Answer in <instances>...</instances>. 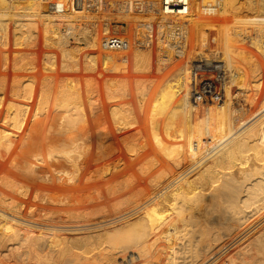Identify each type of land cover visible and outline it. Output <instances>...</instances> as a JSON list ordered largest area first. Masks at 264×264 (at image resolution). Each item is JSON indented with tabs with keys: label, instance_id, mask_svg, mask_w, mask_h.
<instances>
[{
	"label": "bare ground",
	"instance_id": "1",
	"mask_svg": "<svg viewBox=\"0 0 264 264\" xmlns=\"http://www.w3.org/2000/svg\"><path fill=\"white\" fill-rule=\"evenodd\" d=\"M71 3L72 0H54L52 4L49 0H0L1 46L9 47L11 43L18 46L30 43L32 46L41 34L46 40L66 38L68 35L76 37L73 21L75 31L71 30L69 23L66 31L54 22L58 16L53 18L51 15L56 14V10L76 13L86 27H83L81 37L78 35V40L88 49L87 65L101 70L113 62L124 68L132 64L135 71L154 75L148 80L136 81L135 91L131 87L126 89L128 82H120L126 85H123L125 88L122 86L126 90L122 88L124 91L121 92L118 78L117 87L105 79L108 88L105 86L107 92L104 94L111 105L102 103L104 95L100 87H94L95 81L90 84V87L95 84L92 89L87 87L83 92L75 87H59L61 92L65 91V96L64 92L63 96L60 92V96L69 100V103L63 104L67 107L64 115L54 114L47 108L44 97L43 100L39 97L42 89L39 95L32 80L21 83L23 79H19L9 83L7 78H0V159H10L9 163L15 169V178L7 183L9 186L6 182L3 183L6 186L1 184L6 188L8 186L13 193L11 201L4 197L0 200L2 230L32 243V246L26 245L30 247L28 256L34 264L44 262L40 252H34L38 250L35 245L44 238H51L53 245L59 246V254L70 256L72 264H111L113 259L103 247H120L125 243L132 244L133 248L146 247V257L138 253L141 257L132 264H180V256L183 257L179 249L185 239L191 243L195 240L200 245V249L198 246V250L193 249L196 252L193 264H264V239H260V245L252 254L247 253L249 249L241 247L243 242H248L247 239L256 238L253 237L255 229L264 227V78L261 79L262 75L264 77L261 59V56L264 57V0H190L186 14L189 21L185 26L188 39L182 47L162 38L167 34L168 24L172 25L178 19L176 15L152 10L142 15L129 5L114 9L108 3H104L100 11L87 12L71 6ZM44 14V17L41 16ZM113 19L125 23L121 27L131 41L130 48L124 50L126 54L124 57L120 55V58L112 52L122 50H101V40L111 31ZM41 20L45 24L48 22L47 27ZM95 20L100 21L98 26ZM151 30L159 34L156 44L138 48L142 44L137 43ZM60 42L62 46L63 39ZM174 48L179 49H176L179 54L174 53ZM2 51L7 61L6 50ZM63 51L70 59L74 57L65 46ZM45 55V66L48 65V69L54 67L58 59L56 53ZM61 61L64 69L68 62L63 56ZM25 62L28 65L29 61L25 59ZM86 68L89 69L88 66ZM42 86H45L44 83ZM113 86L116 90L118 88L122 97L135 94L139 98V110L132 111L131 106L130 109L122 108V111V104L120 107L116 105L119 94L115 93ZM50 88L46 90L49 92ZM245 90L254 93L249 103L242 105L237 101V104L235 97ZM8 92L11 94L9 97ZM48 92L42 91L43 95ZM12 95L18 96L19 100ZM259 98L262 99L260 106ZM56 100L59 101L58 98ZM144 114L150 138L146 135V142L130 145V135H133L130 131L135 126V119L142 120ZM104 115L109 116L110 122L100 127V119ZM140 133L139 130L141 138ZM13 136H17L18 140ZM230 141H233L232 144L216 154ZM13 146L20 149L19 152H13ZM135 165H139L140 169L132 177L128 176L125 182L123 178V184L118 183V189L119 192L127 191L136 183L146 181V202L130 199L132 202L115 209L119 200L117 203L112 201L115 210L104 213L100 208L105 205L98 208L103 200L104 186L113 181L114 175L126 173ZM129 172L132 173V169ZM8 174H4L6 179L2 178L3 174L0 175L1 183L7 181ZM116 189L109 194L113 196ZM4 192L1 189L0 193ZM21 213H28L33 218L38 214L40 220L28 219ZM41 216L47 218L43 221ZM125 218H129L128 221L119 220ZM114 221L117 223L112 226ZM29 222L42 225H28ZM255 241L253 239L252 242ZM4 242H0V264H11L14 248ZM236 244H239L238 248H243V251L239 249L242 256L238 250L239 254L231 250ZM251 247L250 251H253ZM126 250L123 248L121 254L118 252L119 258L126 257L122 253ZM148 252L152 256L147 255ZM58 258L57 263L62 262L63 257H60L61 260ZM48 261L45 260L46 263Z\"/></svg>",
	"mask_w": 264,
	"mask_h": 264
},
{
	"label": "rangeland",
	"instance_id": "2",
	"mask_svg": "<svg viewBox=\"0 0 264 264\" xmlns=\"http://www.w3.org/2000/svg\"><path fill=\"white\" fill-rule=\"evenodd\" d=\"M71 6H72V3H71ZM118 9H119V7H118ZM56 11H57V13H56ZM55 11V9H54V12L56 13V14H54L53 13V11H52V13L54 14H51L52 16H54L53 18H56L57 16V18H56V20H54V22L58 25H61L62 27H63V30H66L67 31V27L66 26H68L69 24V26H71L70 28H71V30L74 32L75 31V29H76V31H75V35H76V32H77V35H76V37L74 36V35H68V37L66 36V38H57V39H51V40H46V38L44 37V36H42L43 34H41V36L39 37V39L36 41V44H37V46H36V44L34 45V44H32V46L30 45V43H25V44H23V45H13L12 43H11V45L9 46V47H5V46H1V44H0V78H7V81L10 83V82H17L16 80H19V79H21L20 81H22V79H23V81L21 82V83H27L28 81L30 82L31 80L35 83V85L37 86V92H38V94H39V90H41L42 89V91H43V93H46V92H48L47 90H49V88H50V86H52L51 88H50V90L51 91H49L46 95H50V96H46L45 94V96L43 95V93H42V91L40 92V94H42V95H40L39 97L43 100V97H44V99H45V102H46V104H47V108L48 109H51L53 112H54V114H58V115H64L65 114V111L67 110V107L65 106V105H63V104H66V103H69L68 101L69 100H66L65 98L66 97H62L63 96V94H64V96H65V91L64 90H62L63 92H61V90H59L58 88L60 87V88H62V87H64V88H62V89H66V88H69V87H75L76 89L78 88L79 89V91H81V92H83L85 89H87V87L89 88V89H92L93 88V86L94 87H100L101 88V90H102V94L104 95H102L103 97L101 98V100L103 101H101L102 103H107V104H109V105H111L110 103V99H108L107 98V96L105 97V94L104 93H106L107 92V86H106V83H104L105 82V79H107V80H109V82H112V84L114 85V86H118V82L116 81V80H120L119 81V85L121 84L120 82H122V83H126V82H128L127 84L129 85V86H126L125 84H121L120 86L121 87H119L118 86V88L120 89V91L122 90V88L124 87L123 85H125L126 86V89L127 88H129V87H131L133 90L135 89V86H134V83H136V81H142L141 79H143V80H148L147 78H149V77H151V76H153L154 74L153 73H150V72H143V71H135L134 70V66L132 65V64H130L129 65V67H126V68H124V66H122V65H116L114 62L110 65V64H107L106 65V68L104 67L103 69H101L100 70V68H92V67H90L89 65H87L88 63V59L86 58V53H87V51H88V49H86L85 47H83L84 46V43H81V41L80 40H78V38H79V36L81 37V35L83 34V30L86 28L85 27V25H84V21H81V17L79 18V17H77V16H79L78 14H76V13H69V12H59V10H56ZM60 11H62V10H60ZM76 14V15H75ZM105 14V13H104ZM103 14V15H104ZM57 15V16H56ZM102 15V16H103ZM41 16H45V14L44 15H41ZM56 16V17H55ZM62 16V17H61ZM67 16V17H66ZM70 16V17H69ZM60 17V18H59ZM99 17H101V16H99ZM45 18H47V17H45ZM64 18L66 19L65 21H63L64 20ZM69 18H71V21H69L70 19ZM74 18H76V19H74ZM102 18V17H101ZM83 20V19H82ZM43 20H41V23L43 24V25H45L46 27H47V23L48 22H46V24H45V22L43 23L42 22ZM68 21V22H67ZM72 21L74 22V24H75V27L74 26H72V25H74L73 23H72ZM78 21V22H77ZM257 22H259V21H261V20H256ZM63 23V24H62ZM69 23V24H68ZM72 23V24H71ZM79 23H81V24H79ZM78 24L80 25L79 27H78ZM77 25V26H76ZM82 25H84V26H82ZM65 27V28H64ZM72 27H74L75 29H73ZM78 27V28H77ZM83 27H85V28H83ZM70 28H68V30L70 29ZM80 28V29H79ZM79 29V30H78ZM83 29V30H82ZM66 31H64V32H66ZM78 32H79V34H78ZM82 32V33H81ZM79 35V36H78ZM75 37V38H74ZM45 38V40L43 41V39ZM62 39H63V44H62V46H61V43L62 42H60V41H62ZM67 41H66V40ZM56 40V41H55ZM70 40V41H69ZM49 41V42H48ZM42 42H43V44H42ZM55 42V43H54ZM60 43V44H58V43ZM69 42V43H68ZM65 43V44H64ZM66 43L69 45V44H71V45H69L70 47L72 46V49L68 46V45H66ZM29 44V45H28ZM48 44V45H47ZM43 45V46H42ZM46 45V46H45ZM26 46V47H25ZM28 46V47H27ZM30 46V47H29ZM36 46V47H35ZM44 46H45V48H44ZM64 46H65V48H67V49H70L71 50V54H73L74 55V57H72L71 59L66 55V54H64V52L65 51H63L64 50ZM77 46H79V47H77ZM49 47H50V49H49ZM69 47V48H68ZM6 48V49H5ZM48 48V49H47ZM84 48H85V50H84ZM138 48H143L144 49V47H140V46H138ZM251 48L253 49L254 47L253 46H251ZM43 49H45V51L43 50ZM2 50H6V55H7V57H8V60L6 61L5 60V58L3 57L5 54H3V51ZM47 50H48V52H55L56 53V55L58 56V59H57V62H56V64H55V66L54 67H51L50 69H48L47 68V66L48 65H46L45 66V64H46V62H44L45 61V57L43 56V55H45L46 53H48L47 52ZM101 50H104L103 48L101 49ZM23 51V52H22ZM26 51V52H25ZM44 51V52H43ZM79 53H78V52ZM15 52V53H14ZM17 52V53H16ZM21 52V53H20ZM25 52V53H24ZM28 52V53H27ZM31 52V53H30ZM32 52H36V53H32ZM77 52V53H76ZM85 52V53H84ZM109 52V51H108ZM115 52V53H114ZM20 53V54H19ZM42 53H43V55H42ZM45 53V54H44ZM61 53V54H60ZM19 54V55H18ZM26 56H25V55ZM28 54H30V56H32L33 57V60H36V62L34 61V62H32L33 60H32V58L28 55ZM124 54H126V52H123V51H113L112 52V55H114V56H116V58H118L120 55L121 56H123L124 57ZM14 55V56H13ZM20 55H22V56H20ZM28 55V56H27ZM65 55V56H64ZM72 55V56H73ZM20 56V57H19ZM34 56L36 57V59H34ZM46 56V55H45ZM61 56V57H60ZM62 56H63V58L65 57V59L67 60V62H68V65L66 66V67H64V69H63V66H62V63H60V62H62L61 60H62ZM67 56V57H66ZM155 56H156V53H155ZM12 57H14L13 59H12ZM19 57V58H18ZM23 57H26V58H23ZM28 57V58H27ZM122 57V58H123ZM3 58H4V60H3ZM38 58V59H37ZM44 58V59H43ZM120 58V57H119ZM21 61H19V60ZM25 59H26V61H29L28 62V65H30V66H28L27 64H26V62L24 63V61H25ZM61 59V60H60ZM261 59H262V62L264 63V57L263 56H261ZM12 60H16V61H12ZM24 60V61H23ZM31 60V61H30ZM79 60V61H78ZM5 61V62H4ZM3 62L4 63H6V65H7V67L5 68L4 66H3ZM8 62V63H7ZM12 62H13V64H12ZM20 62V63H19ZM21 65V67H22V69L20 68V65ZM23 63V64H22ZM33 63V64H32ZM79 63V64H78ZM18 64V65H17ZM25 64V65H24ZM78 64V65H77ZM13 65V66H12ZM16 65V66H15ZM38 65V68L36 67ZM42 65V66H41ZM110 65V66H109ZM4 68H3V67ZM12 66V67H11ZM17 66H19V67H17ZM33 66V67H32ZM79 66V67H78ZM82 66V67H81ZM86 66H88V68L89 69H87L86 68ZM114 66H116V68H114ZM16 68V70H13V69H15ZM29 67H31V68H29ZM36 69H35V68ZM46 67V68H45ZM62 67V68H61ZM107 67H108V69H107ZM120 67V68H119ZM18 68V69H17ZM34 69V71H32L33 69ZM45 68V69H44ZM54 70H53V69ZM68 69V71H67V69ZM92 68V69H91ZM111 68V69H110ZM112 68H114V69H112ZM123 68V69H122ZM2 69V70H1ZM20 69V70H19ZM32 69V70H31ZM107 69V70H106ZM122 69V70H121ZM31 72H30V71ZM48 70V71H47ZM71 70V71H70ZM74 70V71H73ZM92 70V71H91ZM29 71V72H28ZM65 71V72H64ZM78 71V72H77ZM87 71V72H86ZM94 71V72H93ZM105 71V72H104ZM124 71V72H123ZM127 71V72H126ZM33 72V73H32ZM54 72V73H53ZM68 72V73H67ZM29 74H32L33 75V77H32V75H29ZM40 74V75H39ZM41 74H43V75H41ZM45 74V75H44ZM59 74V75H58ZM97 74V75H96ZM28 75V76H27ZM35 75H36V77H35ZM65 77H64V76ZM72 75V76H71ZM76 75V76H75ZM89 75V76H88ZM13 76V77H12ZM26 76V77H25ZM48 76H50V78L48 77ZM52 76V77H51ZM74 76H75V78H76V80H75V78H74ZM78 76V77H77ZM109 77V79H108V77ZM248 76H250L249 74H248ZM260 76H261V74L258 76L259 78H260ZM15 77V78H14ZM38 78V79H35V78ZM53 77H55L54 79H53ZM58 77V78H57ZM70 77V78H69ZM74 79H73V78ZM89 78V79H91V82H88V81H90L89 79H86V78ZM91 77V78H90ZM93 77V78H92ZM97 77H98V79H97ZM105 77V78H104ZM14 78V80H12ZM49 78V79H48ZM61 78V79H60ZM68 78V79H67ZM118 78V79H117ZM122 78V79H121ZM125 78V79H124ZM258 78V79H259ZM262 78H264L263 77V75L261 76V79ZM48 79V80H47ZM72 79V80H71ZM79 81H78V80ZM93 79V80H92ZM137 79H140V80H137ZM27 80V81H26ZM35 80V81H34ZM38 80H39V82H38ZM43 80V81H42ZM59 80H60V82H59ZM61 80L64 82H62L61 83ZM66 80H68V81H66ZM88 80V81H87ZM122 80V81H121ZM47 81V82H46ZM50 81V82H49ZM51 81H53V82H51ZM72 81V82H71ZM84 81H85V84H84ZM95 81V82H94ZM124 81V82H123ZM86 82H88V83H86ZM92 82H94L93 83V85H91V87H90V84L92 83ZM18 83H20L19 81H18ZM17 83V84H18ZM43 83H44V87L42 86L43 85ZM46 83H48V84H46ZM53 83V84H52ZM65 83H67V84H65ZM72 83L74 84V86L72 85ZM80 83V84H79ZM78 86H77V85ZM46 85H48V87L46 86ZM66 86V87H65ZM68 86V87H67ZM85 86V87H84ZM107 88H106V87ZM114 86L112 87L113 89H114V91H115V93L116 94H119L118 92H119V90H118V88H117V90H116V87L114 88ZM123 86V87H122ZM43 87V88H42ZM47 87V88H46ZM41 88V89H40ZM125 88V87H124ZM123 88V89H124ZM46 90V92H44L45 90ZM105 89V90H104ZM126 89H124V90H126ZM124 90H122V91H124ZM121 91V92H122ZM135 91V90H134ZM51 92V93H50ZM56 92H59V93H56ZM60 92H61V95L62 96H60ZM121 92H120V94L118 95V98H116V105H119V107H120V105L122 104V105H125V103H126V105L125 106H122L121 105V110L123 111V109L124 108H129L130 109V107L132 106V109H130V110H136V111H138L139 110V108H138V106H139V98L138 97H136V95L135 94H133L132 96H130V97H128V96H123L122 97V94H121ZM63 93V94H62ZM7 95H8V97L11 95L10 94V92H8V93H6ZM57 94L59 95V96H57ZM252 94H254L253 92H252V90H245V92L243 91V92H241V93H239V94H237V97H235L236 98V103H237V101H240V103L242 102V105H246L247 103H249V101H250V97H252ZM107 95V94H106ZM13 96V98L15 99V100H19V98H18V96H14V95H12ZM42 96V97H41ZM122 98H121V97ZM257 96H258V94H257ZM38 97V98H39ZM45 97H47V99L45 98ZM48 97H49V99H48ZM61 97H62V100H61ZM244 97V98H243ZM59 99V101H60V103H58L59 101L58 100H56V99ZM64 99V100H63ZM248 101H246V100ZM46 100H49V101H46ZM66 100V101H65ZM138 100V101H137ZM129 101H131V102H129ZM134 101H135V103H134ZM260 101H262V99H260L259 98V106L261 105V102ZM63 102V103H62ZM122 102V103H121ZM133 102V103H132ZM136 102H138L137 104H136ZM246 104H245V103ZM124 103V104H123ZM58 104L60 105V106H58ZM130 105V106H128V105ZM238 104V103H237ZM252 104V103H251ZM62 105V106H61ZM57 106H58V108H57ZM60 107V108H59ZM56 110H55V109ZM63 108V109H62ZM123 108V109H122ZM60 109V110H59ZM65 109V110H64ZM63 110V111H62ZM96 110V109H95ZM46 111V110H45ZM57 111V112H56ZM61 113H60V112ZM108 111H109V108H108ZM262 118H260L257 122H259L260 120H261ZM133 122H134V119L132 120ZM106 122H110V118H109V116L108 115H104V116H102V120L100 119V127H102V126H104L105 124H106ZM136 122H137V124H136ZM256 122V123H257ZM104 123V124H103ZM135 126L134 127H132L131 128V131H130V134L132 133L133 135L131 136L130 134V140L132 139V141H130V145H132V144H138L137 142H139V144H141V143H143V142H146V135L147 136H149L150 135V133H148L149 131H148V128H147V126H146V114H144V116H143V118H142V120H141V118H136L135 119ZM254 125V124H253ZM253 125H251V126H253ZM250 126V127H251ZM140 127V128H139ZM138 128V129H137ZM140 130V132L142 133H140L141 134V138H140V135H138V131ZM116 131V130H115ZM135 131H136V134H135ZM246 132H248V129L247 130H245V133ZM244 133V132H243ZM244 133V134H245ZM116 135L118 134V131H116V133H115ZM135 134V135H134ZM244 134H242V135H244ZM138 135V136H137ZM133 136L136 138V139H134L133 138ZM139 137V139L141 140H137V137ZM143 136H144V141H143ZM14 137V136H13ZM148 138H150V136L148 137ZM14 139H16V140H18V138H17V136H15L14 137ZM136 140V141H135ZM232 142L233 141H230L229 143H227L224 147H222L219 151H218V153H216V154H220L221 152H223V150H225L226 148H227V146H229L230 144H232ZM132 143V144H131ZM122 147L125 149L126 147H125V145H123L122 144ZM13 152L14 151H16L17 150V152H19V150H18V148H16L15 146H13ZM127 150V148L125 149V151ZM126 152H128V150L126 151ZM127 155H129V152L127 153ZM215 156V155H214ZM10 159H8V158H6V159H0V175L2 176V174L4 175V174H8L9 175V177L7 176V181L6 180H4V182H0V192H1V189L2 190H4L5 192L2 194V193H0V200L1 199H3V197H4V199H6V200H9V201H11V195H13V193L12 192H10L9 191V185L7 184L9 181H11V180H13L12 178H15V176L13 175V171L15 170L14 168H12L11 167V164L9 163L10 161H9ZM8 164H10V165H8ZM146 165V160H144V166ZM139 165H135V166H133L134 168H135V170H133L134 168L133 167H131L130 168V170L132 169V173L131 172H129L130 170L128 169V171L126 170V173L124 172V173H120V175L119 174H116V175H114L113 176V181L112 182H110V184L112 185V183H113V187L110 185V184H108L107 186H108V188H107V186H104V192H103V197H102V204H101V202H100V205L98 206V208H100L101 206H103V205H105V207L103 206L102 208H100L101 210H103L104 211V213L105 212H109V211H111V210H115L117 207H124L127 203L126 202H132V201H140L141 203H144V202H146L145 200H144V198H146L145 196L146 195H144V194H146V191H147V185L145 186V184H146V181H140L139 183H136L134 186H133V188L132 189H130V190H127V191H121L120 190V192L122 193H120L119 192V184L118 183H120V184H123V182H125L126 180H128L130 177H132L137 171H138V169H140V166L138 167ZM200 167V166H199ZM12 168V169H11ZM145 168H146V166H145ZM198 168V167H197ZM12 170V171H11ZM135 171V172H134ZM126 174V175H125ZM130 174V175H129ZM132 174V175H131ZM10 175H12L13 177H11ZM120 176V177H119ZM128 176H129V178H128ZM6 176L4 175V177L2 176V178L3 179H6L5 178ZM117 178V179H116ZM120 178V179H119ZM123 178H124V181L122 182V180H123ZM127 178V179H126ZM119 179V180H118ZM116 180H117V182H116ZM6 182V183H5ZM3 183H5V184H7L8 186H7V188L5 187L6 185L5 184H3ZM116 183V184H115ZM5 185V186H2V185ZM115 184V185H114ZM110 186L112 187V188H110ZM115 186V187H114ZM143 186V187H142ZM146 188H145V187ZM141 187V188H140ZM116 189L117 190V192L115 193V194H112L113 196H111V194H109L110 193V191H113L114 189ZM136 188V189H135ZM139 188V189H138ZM144 188V189H143ZM8 189V190H7ZM112 189V190H111ZM144 190V191H138V190ZM107 190V191H106ZM146 190V191H145ZM9 191V192H8ZM107 192H108V195L109 196H111V197H109L108 195H107ZM119 192V193H118ZM145 192V193H144ZM129 193V194H128ZM138 193V194H137ZM5 194H6V196H5ZM8 194V195H7ZM128 194V195H127ZM133 194H134V196H133ZM137 194V195H136ZM143 196H142V195ZM126 197H125V196ZM129 195H131V197H129ZM137 196V197H136ZM121 199H119V198ZM136 198V200H135V198ZM139 197V198H138ZM130 199H132V201L130 200ZM119 200V201H118ZM130 200V201H129ZM111 201V203H109ZM114 203H117V201H118V203L117 204H115V206H114V208H112L113 207V202ZM143 201V202H142ZM122 202V203H121ZM125 202V203H124ZM112 204V205H111ZM119 204V205H118ZM140 204V203H139ZM109 205H111V206H109ZM106 208H107V210H106ZM111 209V210H110ZM144 210L146 209V207L145 208H143ZM43 213V212H42ZM22 215H24V216H28L27 218L29 219L30 217H32L30 214H23V213H21ZM20 214V215H21ZM43 215H45V212L43 213ZM38 216H40V215H35V217L36 218H33L32 217V219H38V220H40L39 218H38ZM101 216V215H100ZM43 217V219H41V220H45L46 218H44V216H41V218ZM99 217V216H98ZM134 217V216H133ZM85 218H86V216H85ZM129 218H132V217H129ZM129 218H125V219H119V220H121V221H128V219ZM115 220V219H114ZM14 221V220H13ZM121 221H120V223H121ZM16 222V221H15ZM17 222H20L19 220L17 221ZM115 222L117 223V221H114V223L112 224L111 223V225L113 226L114 224H115ZM119 222V221H118ZM30 224H28V225H31V224H35V225H42V224H40V223H35V222H29ZM123 223V222H122ZM44 226H47V224L45 225V224H43ZM264 228V227H263ZM263 228H261V229H255V231H253V232H256V233H254L253 235V237H256V238H252V239H247V241L248 242H243V244L242 243H240V245H241V247H243L244 246V249H249V251H247V253L248 252H250V254H252V253H254L255 251L254 250H256V247L258 246V245H260V242H261V240H263L264 238H262V235H263V237H264V230H263ZM263 232H262V231ZM260 231L263 233H261V234H259L260 233ZM0 232H2V235H1V233H0V242L1 241H5L4 243L5 244H7V245H9L10 247H13L14 248V253H13V259H12V261L14 262V264L16 263V264H34L33 263V261H30V257L28 256V254L30 255V251H29V248L30 247H28L29 245H31L32 243L30 242H28V240H22V239H20L21 237L19 236V238L18 237H15L13 234H12V232H10V231H4V230H2V228L0 227ZM103 233V236L105 237L106 236V232L104 231V232H102ZM5 234V235H4ZM252 234V233H251ZM11 235V236H10ZM257 235V236H256ZM261 235V236H260ZM260 236V237H259ZM257 237H259V238H257ZM5 238V239H4ZM18 238V239H17ZM8 239V240H7ZM48 238H44V243H43V241L41 240V242H40V244H39V242H38V245L36 244L35 245V247L38 249V250H36V251H34L35 253L37 252V253H39V255L41 256H44V257H40V258H44V262H45V260L46 261H48V260H50V261H48V263H44V262H42L41 264H72V260H71V257L70 256H68V255H61V254H59L60 252V250L58 249L59 248V246L58 245H53V242H52V239L51 238H49V240H47ZM196 239V238H195ZM253 239H255L256 241V244H253V243H255V242H252L253 241ZM261 239V240H260ZM11 242H10V241ZM14 240H15V242H14ZM16 240H18V241H16ZM22 240V241H21ZM252 240V241H251ZM258 240V241H257ZM23 241H26V242H28V243H25V242H23ZM48 241H50V242H48ZM246 241V240H245ZM46 242V243H45ZM188 242H190L188 239L186 240H184V242H182V244H180V248L181 249H179V252H181V254H182V257L183 258H181V256H180V260L182 261H180V264H190V262H192L191 264H193V263H195L194 261H195V259H193V256L196 254V250H198V249H196L197 247L196 246H198V243L197 242H195V240H194V243H191V247H189L190 245V243H188ZM250 242H252L251 244H248V243H250ZM257 242H259V243H257ZM21 243V244H20ZM25 243V244H24ZM48 243V244H47ZM50 243V244H49ZM186 243H187V245H186ZM23 244H24V246H23ZM26 244H29L28 246L26 245ZM192 244H193V246H192ZM195 244V245H194ZM22 245V246H21ZM130 245V246H129ZM132 244H128V243H125L124 244V246H123V244H121L120 245V247L118 246H112V245H110V247H109V245H107L105 248L103 247V249L105 250V252H107V253H109L108 255L111 257V259H113L112 260V263L111 264H120L121 262V256H120V258H119V254H121V252H120V250L121 249H123V248H125V249H127L128 250V252H127V250L126 251H123L122 253H123V255L124 256H127L129 253H132V251L134 252V253H136L137 255L136 256H134V254H132V256H131V260H132V262H134V260H136L137 258H139V257H141V256H139V254L140 253H142V254H144L145 255V257H146V247H144V249H143V251H142V249H139V248H136V246H134V248H133V245L131 246ZM248 247H247V246ZM253 246L254 245V247H251V246ZM18 246V247H17ZM32 246V245H31ZM34 246V245H33ZM49 246V247H48ZM123 246V247H122ZM181 246H183V247H181ZM1 247V246H0ZM108 247V249H110V250H108V249H106ZM114 247H116L115 249H114ZM128 247V248H127ZM188 247V248H187ZM193 247V248H192ZM199 247V249H200V245L198 246ZM204 247V246H203ZM237 248V249H234V248ZM239 247V244H238V246H237V244L236 245H234L233 246V249H231V250H233V253H235L236 254V252H237V250L239 251V249L241 250V251H243V248H238ZM250 247H251V250H253V251H250ZM112 248H113V251H111L112 250ZM129 248H130V250H129ZM133 248V249H132ZM189 248H191V249H189ZM196 250H195V249ZM202 248V247H201ZM253 248V249H252ZM17 249V250H16ZM49 249V250H48ZM138 249V250H137ZM183 249V250H182ZM188 249V250H187ZM195 251H194V250ZM25 250V251H24ZM107 250V251H106ZM116 250V251H115ZM182 250V251H181ZM234 250H236V251H234ZM16 251V252H15ZM29 251V252H28ZM39 251V252H38ZM46 251V252H45ZM49 251L51 252V253H49ZM55 253H53V252ZM187 253V254H185V252ZM26 252V253H25ZM42 252V253H41ZM111 252H113V254L111 253ZM118 252H119V254H118ZM195 252V253H194ZM240 252V251H239ZM239 252H237L238 254H239ZM139 253V254H138ZM191 253V254H190ZM15 254H16V256H15ZM44 254V255H43ZM49 254V255H48ZM111 254H112V256H111ZM151 254V255H150ZM190 254V255H189ZM241 254H243L242 252H240V256H242ZM249 254V253H248ZM45 255H47L48 257H46ZM53 255H54V257H53ZM57 255H59V256H57ZM141 255V254H140ZM147 255H150V256H152V253L151 252H148V254ZM187 255V256H186ZM23 256V257H22ZM55 256H56V259H55ZM66 256V257H65ZM189 256V257H188ZM59 257V258H58ZM60 257L62 258V262L60 261L59 263H57V258L58 259H60ZM69 257V258H68ZM117 257V258H116ZM135 259H134V258ZM191 257V258H190ZM23 258V259H22ZM47 258H49V259H47ZM125 258V257H124ZM123 258V259H124ZM185 258V259H184ZM187 258V259H186ZM188 258H189V261H188ZM28 259V260H27ZM53 259V260H52ZM55 259V260H54ZM117 259V260H116ZM191 259H193V260H191ZM61 260V259H60ZM16 261V262H15ZM28 261V262H27ZM56 261V262H55ZM13 262L11 263V264H13ZM24 262V263H23ZM100 264H105V263H100ZM107 264V263H106ZM109 264V263H108ZM122 264V263H121ZM132 264V263H131Z\"/></svg>",
	"mask_w": 264,
	"mask_h": 264
},
{
	"label": "built area",
	"instance_id": "3",
	"mask_svg": "<svg viewBox=\"0 0 264 264\" xmlns=\"http://www.w3.org/2000/svg\"><path fill=\"white\" fill-rule=\"evenodd\" d=\"M49 3H54V0H49ZM104 3L112 5L114 9L115 7L121 8L125 6L128 7L129 5L135 12L139 14H142L148 10H152L155 12L160 11L161 13L167 15H176L178 17V19L174 21L176 22V24L173 25L174 22H172V25L168 24V27H166L167 34L162 38L166 39V42L169 41L173 43V45L177 44L176 46L179 47H182L184 46V44H186V41L188 39V30L185 26L188 25L189 21L186 14H188L190 0H72L73 7H78L82 10H86L87 12L100 11ZM99 22L100 21L95 20L94 23L96 26H98ZM90 23L92 24V22ZM123 24L125 23L118 22L113 19L110 24L112 26L111 31L106 33L101 40V45L104 50L124 51L130 48L131 41L124 30H122L121 25ZM157 36H159V34H157L156 32L154 33L153 30H151L146 33V36L143 37L137 44H142V47L153 46L156 44L155 41L157 42ZM176 49L174 53L179 54L177 52L179 49ZM177 57H180V55H178ZM132 254H134V256L137 255L134 252L129 253L125 257V259L121 258L122 260L120 262L122 264H131Z\"/></svg>",
	"mask_w": 264,
	"mask_h": 264
}]
</instances>
